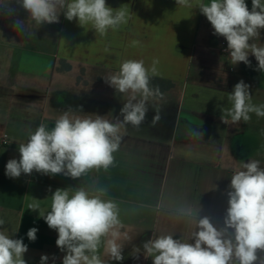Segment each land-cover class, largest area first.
<instances>
[{
  "label": "crops",
  "instance_id": "1",
  "mask_svg": "<svg viewBox=\"0 0 264 264\" xmlns=\"http://www.w3.org/2000/svg\"><path fill=\"white\" fill-rule=\"evenodd\" d=\"M0 226L13 239L28 246L27 264H62L65 253L56 245L58 233L50 229L38 211L27 209L33 199L50 210L51 195L57 188L98 186L107 199L120 208V219L130 239L122 241V261L110 260L100 249L106 264H153L143 255V243L153 234H174L190 241L191 228L170 215L184 203L200 206V215L221 226L228 207L231 176L241 162L260 161L264 167V117L250 113L248 122H222L223 110L234 85L243 80L250 86L252 100L264 104V72L251 66L232 65L223 37L213 35L199 0L192 7L176 0H106L114 10L123 8L128 21L100 36L91 24L81 27L63 13L59 23L29 26L24 34L14 28L27 13L17 0H0ZM209 3L210 0H204ZM251 10V0H245ZM139 41L133 46L132 41ZM258 44H264V30ZM126 60H143L146 68L157 60L155 78L174 86L162 98L149 101V111L138 128L122 130L113 165L92 169L72 179L62 174L33 172L19 178L5 175L9 159H19L18 146L27 142L29 131L45 123L49 129L63 111L78 115H101L113 120L124 104L122 94L106 83L104 76L119 70ZM71 66L60 71V63ZM160 120L153 126L152 118ZM122 119V117H121ZM197 128L203 137L189 134ZM216 186L215 189H213ZM161 205L159 211L156 206ZM37 228L36 240L27 232ZM140 248L139 258L134 249ZM264 259V252L258 250Z\"/></svg>",
  "mask_w": 264,
  "mask_h": 264
},
{
  "label": "clouds",
  "instance_id": "2",
  "mask_svg": "<svg viewBox=\"0 0 264 264\" xmlns=\"http://www.w3.org/2000/svg\"><path fill=\"white\" fill-rule=\"evenodd\" d=\"M27 13V22L19 18L13 26L27 34L29 26L59 23L61 13L68 21L76 20L84 27L91 24L100 36L109 29L115 31L128 21L123 8L113 9L106 0H17ZM3 3V2H0ZM180 6L192 7L190 0H176ZM251 10L245 0H199L197 8L210 22L213 35L227 42L230 63L243 62L251 66L249 56L257 61L256 70L264 72V44H258L264 30V0H251ZM133 46L139 41H132ZM157 60L146 68L143 60H126L115 73L104 76L106 83L126 99L119 116L109 120L101 115H78L71 108L63 111L49 129L41 123L29 131L28 139L18 146L19 159H9L5 175L19 178L34 171L43 175L62 174L77 179L92 169H109L114 153L119 150L122 130L131 124L139 127L149 111V101L160 96L159 88L150 87L157 75ZM250 86L243 80L234 85L228 99L232 106L223 110L222 122H248L250 113L264 117V104L251 102ZM122 117V119H121ZM152 118L153 126L160 120ZM197 139L203 133L189 128ZM216 186L213 188L215 189ZM228 207L221 226H215L209 217L200 215V206L181 204L170 211L175 219L191 228L190 241L174 239V234H153L143 243V255L153 264H264L258 250L264 252V167L260 161L241 162L234 170L226 192ZM106 189L98 186L57 188L51 195L50 210L33 199L27 209L38 211L50 229L56 230V245L65 253L62 264H106L100 249L110 260L122 261L124 243L130 239L123 231L120 208L116 201L107 199ZM161 205L156 206L159 211ZM5 221L0 219V226ZM38 229L27 232L35 241ZM28 246L23 239H13L0 231V264H27L24 254ZM140 248L134 249L139 258ZM49 256L42 255L40 264H48ZM53 264L55 258L53 257Z\"/></svg>",
  "mask_w": 264,
  "mask_h": 264
},
{
  "label": "trees",
  "instance_id": "3",
  "mask_svg": "<svg viewBox=\"0 0 264 264\" xmlns=\"http://www.w3.org/2000/svg\"><path fill=\"white\" fill-rule=\"evenodd\" d=\"M62 66L60 68V71L68 72L71 70V66L66 63L65 61H61ZM174 84L171 81L155 78L152 77L150 80V87L152 88H159L161 95L157 96V98H162L166 92L171 90L173 88Z\"/></svg>",
  "mask_w": 264,
  "mask_h": 264
},
{
  "label": "built area",
  "instance_id": "4",
  "mask_svg": "<svg viewBox=\"0 0 264 264\" xmlns=\"http://www.w3.org/2000/svg\"><path fill=\"white\" fill-rule=\"evenodd\" d=\"M2 15V11L0 10V16ZM225 52L227 51V50H224Z\"/></svg>",
  "mask_w": 264,
  "mask_h": 264
},
{
  "label": "rangeland",
  "instance_id": "5",
  "mask_svg": "<svg viewBox=\"0 0 264 264\" xmlns=\"http://www.w3.org/2000/svg\"><path fill=\"white\" fill-rule=\"evenodd\" d=\"M61 66H62V63H60V68H61Z\"/></svg>",
  "mask_w": 264,
  "mask_h": 264
}]
</instances>
